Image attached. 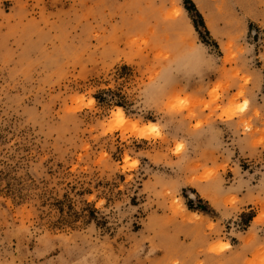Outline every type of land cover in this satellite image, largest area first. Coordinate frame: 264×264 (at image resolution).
Instances as JSON below:
<instances>
[{"label":"rangeland","instance_id":"1","mask_svg":"<svg viewBox=\"0 0 264 264\" xmlns=\"http://www.w3.org/2000/svg\"><path fill=\"white\" fill-rule=\"evenodd\" d=\"M0 264H264V0H0Z\"/></svg>","mask_w":264,"mask_h":264},{"label":"bare ground","instance_id":"2","mask_svg":"<svg viewBox=\"0 0 264 264\" xmlns=\"http://www.w3.org/2000/svg\"><path fill=\"white\" fill-rule=\"evenodd\" d=\"M119 112V111H118ZM118 116H119V121H122L123 120V117H122V115H121V113L119 112L118 113ZM150 125V124H149Z\"/></svg>","mask_w":264,"mask_h":264}]
</instances>
